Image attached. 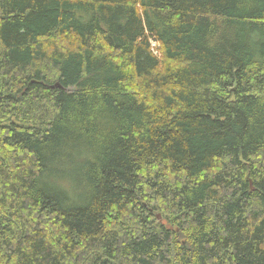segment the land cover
I'll return each instance as SVG.
<instances>
[{
    "label": "trees",
    "instance_id": "1",
    "mask_svg": "<svg viewBox=\"0 0 264 264\" xmlns=\"http://www.w3.org/2000/svg\"><path fill=\"white\" fill-rule=\"evenodd\" d=\"M0 264H264V0H0Z\"/></svg>",
    "mask_w": 264,
    "mask_h": 264
},
{
    "label": "rangeland",
    "instance_id": "2",
    "mask_svg": "<svg viewBox=\"0 0 264 264\" xmlns=\"http://www.w3.org/2000/svg\"><path fill=\"white\" fill-rule=\"evenodd\" d=\"M147 34V37H151L149 40H150V42L152 41V42H155V40H154V37L149 33V32H147L146 33ZM152 45V44H151ZM152 49H153V52L152 53H154V55L158 58V59H161L162 57H161V47L158 45V46H155V47H153L152 46Z\"/></svg>",
    "mask_w": 264,
    "mask_h": 264
},
{
    "label": "water",
    "instance_id": "3",
    "mask_svg": "<svg viewBox=\"0 0 264 264\" xmlns=\"http://www.w3.org/2000/svg\"><path fill=\"white\" fill-rule=\"evenodd\" d=\"M57 87H60V85H58ZM53 88H55V87H53ZM161 215H158L157 217H158V219L160 220V222L163 224V225H167L168 224V222L167 221H165V220H162V217H160ZM169 229H172V227L171 226H169Z\"/></svg>",
    "mask_w": 264,
    "mask_h": 264
},
{
    "label": "bare ground",
    "instance_id": "4",
    "mask_svg": "<svg viewBox=\"0 0 264 264\" xmlns=\"http://www.w3.org/2000/svg\"><path fill=\"white\" fill-rule=\"evenodd\" d=\"M152 43V45H153V42H151ZM58 86V85H57Z\"/></svg>",
    "mask_w": 264,
    "mask_h": 264
}]
</instances>
